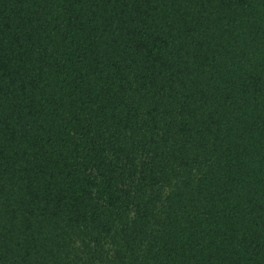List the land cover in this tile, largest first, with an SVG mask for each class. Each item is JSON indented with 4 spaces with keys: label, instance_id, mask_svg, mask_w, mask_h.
Instances as JSON below:
<instances>
[{
    "label": "trees",
    "instance_id": "16d2710c",
    "mask_svg": "<svg viewBox=\"0 0 264 264\" xmlns=\"http://www.w3.org/2000/svg\"><path fill=\"white\" fill-rule=\"evenodd\" d=\"M0 264H264V0H0Z\"/></svg>",
    "mask_w": 264,
    "mask_h": 264
}]
</instances>
